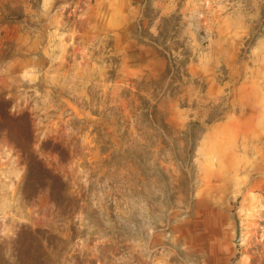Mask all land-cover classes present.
<instances>
[{
  "label": "rangeland",
  "instance_id": "rangeland-1",
  "mask_svg": "<svg viewBox=\"0 0 264 264\" xmlns=\"http://www.w3.org/2000/svg\"><path fill=\"white\" fill-rule=\"evenodd\" d=\"M159 50L190 75L147 96L171 134L142 124ZM0 100L80 199L73 221L25 199L0 133V241L30 226L95 264H264V0H0Z\"/></svg>",
  "mask_w": 264,
  "mask_h": 264
},
{
  "label": "trees",
  "instance_id": "trees-1",
  "mask_svg": "<svg viewBox=\"0 0 264 264\" xmlns=\"http://www.w3.org/2000/svg\"><path fill=\"white\" fill-rule=\"evenodd\" d=\"M160 53L168 59L165 71L158 78L142 79V91L146 93V96H142V124L150 128L160 127L163 132L171 134L170 124L165 116L160 115L158 103L151 104L147 96L152 95L156 99L162 93L167 79L172 80L168 84L173 86L175 81L183 83V77L190 75L185 69L188 63L186 60L177 62L166 50H161ZM221 106L220 103L215 108L219 109ZM212 113L217 120L222 119V108ZM0 133L17 148L26 165V176L22 184L23 197L35 200L47 191L60 220L67 218L73 221L79 209L80 199L70 191L65 177L58 170L51 168L34 148L33 120L28 110L11 114L8 102L0 100ZM192 135L193 132L190 133V138L194 141ZM191 141L190 143H193ZM46 149L56 152L61 161L67 159L68 149L53 144L52 140L46 142ZM76 224H72V241L77 238ZM70 251L69 242L51 231L22 226L13 238L0 241V264H86L87 261L96 263L94 260L81 259L79 254L68 257Z\"/></svg>",
  "mask_w": 264,
  "mask_h": 264
}]
</instances>
